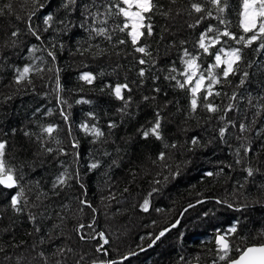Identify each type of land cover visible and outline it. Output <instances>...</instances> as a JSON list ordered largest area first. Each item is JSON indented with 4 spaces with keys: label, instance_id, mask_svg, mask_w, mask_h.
<instances>
[{
    "label": "trees",
    "instance_id": "obj_1",
    "mask_svg": "<svg viewBox=\"0 0 264 264\" xmlns=\"http://www.w3.org/2000/svg\"><path fill=\"white\" fill-rule=\"evenodd\" d=\"M43 2L46 7L37 9L31 21L42 37L37 40L27 23L33 10L31 0H0V8L11 4V11L0 13V139L7 141L6 159L22 175L20 186L25 193L20 204L23 210L16 212L11 198L18 189L0 186V247L5 250L0 252V264H56L57 260L74 264L81 256L80 264L119 259L122 256L110 254L109 244L105 245L107 256L96 250L103 243L98 236L88 239L105 230V209L115 215L116 221L132 226L124 255L138 252L136 257H144V264H213L214 260L226 264L219 260L216 229L223 231L235 221L239 226L235 236L229 237L231 242L241 248L264 243V231L258 233V223L249 224L246 217L249 209H264V110L254 116L256 109L248 103L252 99L255 105L264 104V54L254 51L256 44L243 51L245 61H254L251 68L245 63L240 65L250 73L247 82L238 86L240 77H229V82L222 81V86H217L222 95L212 98L223 109L230 102L228 96L233 91L238 93L234 115L231 111L226 116V120L236 122V127L229 126L221 138L219 129L225 126L218 119L221 113L213 115L203 108L192 112L188 90L176 87V81L168 78L169 69L175 68L176 79L183 82L179 74L184 70L183 49L196 55L198 37L210 24L223 30L224 26L213 18L189 27L203 15L191 9L192 3H201L216 16V10L206 0H160L162 11L168 15H153V35L142 38L141 43H147L152 54L148 59L155 60V64L146 65L138 63L142 54L135 52L127 34L118 30L122 17L113 15L106 25L85 19L83 5L99 4L100 0H77L67 10L61 7V0H52L50 5L48 0ZM228 5L224 18L231 22L229 30L239 37L241 0H228ZM49 13L54 14V20L44 31V17ZM61 20L70 21L72 26L60 24ZM89 26L107 27L111 40L96 35ZM13 31H18V36L13 37ZM119 40L127 43L121 45ZM33 46L39 50L32 51ZM237 46L232 41L225 45ZM49 52L54 53L55 60ZM199 62L206 68L212 57L202 55ZM25 66L42 71H31V83L26 80L17 85L15 77ZM141 68L146 69L144 77L138 75ZM84 73L96 77L93 84L80 79ZM124 83L131 88V93L124 91V101L105 87ZM145 96L149 99L145 100ZM157 113L162 138L152 134L144 138L142 132L155 124ZM253 119L252 130L240 133L239 124ZM49 125L55 127L51 136L43 132ZM85 125L100 129L103 137L97 139L85 131ZM194 136L199 137V145L191 144ZM73 143L78 147L74 148ZM249 145L251 151L245 152ZM44 148H52L53 152ZM161 152L170 168L163 167L157 159ZM92 164L98 166L91 168ZM177 167L180 175L173 177L170 173ZM248 168L253 169V175H248ZM208 172L213 175L207 176ZM65 173L71 178L54 188L57 178ZM145 199L149 200L147 212L141 208ZM81 200L91 207L81 204ZM197 200L204 203L198 204ZM189 204L195 207L188 208ZM204 209L213 213V227L184 231L186 215L194 213L193 218L199 221ZM135 216L142 221L135 222ZM93 220L92 227H87ZM177 220L179 224L171 228ZM80 224L85 227L78 232ZM166 227L171 228L167 234L177 233L180 248L161 260L151 251L164 237L153 247L148 245ZM61 248L65 249L64 255L54 256ZM69 248L70 253L66 251ZM230 256L237 253L233 251Z\"/></svg>",
    "mask_w": 264,
    "mask_h": 264
},
{
    "label": "snow or ice",
    "instance_id": "obj_2",
    "mask_svg": "<svg viewBox=\"0 0 264 264\" xmlns=\"http://www.w3.org/2000/svg\"><path fill=\"white\" fill-rule=\"evenodd\" d=\"M33 4V10L27 16L28 29L32 33L33 36L36 37L37 40H42V37L38 34L37 30L34 29L31 25V21L33 16L36 14L37 9H44L46 4L43 0H31ZM77 0H67V3H64L61 0V7L67 10L70 6L75 5ZM174 3L175 0H172ZM215 10L216 16L213 17V13L211 10L206 9L201 3H192L191 9L195 11V13H203L195 22L194 25H189V27L198 26L203 20L208 18H213L219 21L221 25H223V30H220L213 25H209L204 31H202L198 37L196 45L194 46L196 50V55H193L187 48L183 49L181 62L184 65V70L180 72V76L183 77V82L181 80L176 79V69H169V77L172 80L176 81V87L180 89H187L190 97V110L192 112H196L198 108H203L206 112L210 114L221 113L218 117L221 121L225 123L224 127L219 129V136L223 138L225 133L228 130V127H236V122L234 120H226V116L228 112H231L235 108V101H237L238 93L233 91L231 95L228 96L229 103L223 109L219 104L214 102V97H219L222 95L221 91L218 90L217 86H222V81L229 82V77L239 76V85L243 86L248 78L250 73L247 70H242L240 68L241 63H245L246 67H253L254 61L248 60L245 61V57L243 55L244 49L252 48L253 44H256L254 51L257 54H264V0H241V11L239 12V27L241 30V35L237 37V35L230 31L231 22L224 18V13L228 9V0H206ZM52 0H48V4L50 5ZM123 5V6H122ZM86 16L85 19L91 18L93 23L106 25L108 20L113 16H119L123 18V23L118 27L120 32L126 33L129 37V41L131 45L134 47V51L142 54L138 60V63L141 65H146L149 62L155 64V60L151 61L148 58H151L152 54L148 50L147 43H141L142 38L147 35L151 37L153 35V25L151 23L152 16L157 12H160L162 15H168L167 12L162 11V5L160 0H108L105 3V0H100L99 4L93 3L91 5H83ZM103 8V13L100 9ZM92 9H96L92 11ZM8 10L11 11V4L5 5L4 8H0V13ZM19 18V17H17ZM54 20V14L49 13L44 17L45 29L47 31L49 27H51V22ZM60 24L67 23L68 26H72L70 21H59ZM80 27H84V25H79ZM91 31H93L96 35L103 36L108 40H111V34L109 29L104 26L100 27H92ZM13 37L18 36V31H13L11 33ZM227 38V39H225ZM228 41L234 42L237 47H225ZM14 43V41H13ZM119 44L123 45L127 43L125 40H119ZM184 42L181 41V44ZM219 46V47H217ZM215 49V51H213ZM32 51H38L35 46L32 47ZM49 56L55 60V55L52 52L48 53ZM210 56L212 57V63H209L207 67H203L199 62L201 60V56ZM51 71V69H49ZM218 70L219 74H218ZM31 71H36L37 73L41 72L42 69L39 67H30L25 66L22 70H18V73L15 77V83L17 85L23 83L24 81H28L31 83V80L28 79L29 73ZM59 71L58 69L56 70ZM146 74V69L141 68L139 70L138 75L140 77H144ZM81 80L85 81L87 84H93L96 77L91 73H84L80 77ZM105 87L111 89V94L114 95L117 99L124 101L125 97L123 95L124 91L131 93V88L127 83L117 84L115 87L112 85H105ZM57 90L60 91L59 81L57 80ZM103 91V89H101ZM154 91L159 92V89H154ZM201 93H203V97L201 99ZM224 95H228V93H223ZM7 99H11V97H7ZM130 100L131 97L129 96ZM145 100H148L149 97L145 96ZM264 99V98H262ZM89 103V101H78V103ZM61 103H65L61 101ZM248 103L252 105L256 111L255 115H259L260 111L264 110V104L255 105L252 99L248 100ZM127 104V101H125ZM91 115V114H90ZM211 118V117H210ZM67 119V116H65ZM255 123L253 119L249 123L241 122L239 124L240 133H246L252 130L251 125ZM109 127H115L114 124H110ZM160 116L157 113V119L155 124L147 131L142 132V136L147 138L149 134H152L157 139H161L160 134ZM85 131L90 132L97 139L103 137L104 133L93 126L92 128H88L87 125L84 126ZM55 127L49 125L43 128V132L51 136L54 132ZM15 131V129H13ZM25 135H31L30 133L25 132ZM39 140V137H37ZM192 145H199V137H192L191 139ZM6 147L7 141L0 139V186H4L8 189L17 188L18 191L11 198V207L16 211L20 212L23 209L20 207L22 203V198L25 196L24 189L20 186V181L23 179L22 175H20L19 170L11 163L9 159H6ZM73 147H78L77 144L73 143ZM172 148H175L176 145H171ZM245 152L251 151V146L245 147ZM44 151L51 153L53 152L52 148H44ZM63 151L62 149L60 150ZM66 154V153H64ZM157 159L162 162V166L165 168H170V164L166 161V156L164 152H161ZM239 162V161H237ZM155 163V161H153ZM97 164L90 165L91 168L97 167ZM248 175H253V169H247ZM170 175L173 177L180 175V168L177 167L174 172H171ZM207 176H212V172L206 173ZM78 176V173H77ZM71 176L67 173L62 174L57 178L56 182L53 184V187L56 188L60 185L66 183L67 179H70ZM167 180V177H165ZM156 183H160V181H156ZM155 191V189L153 190ZM27 203L26 199L23 201ZM81 204H85L88 207H91L90 204L86 200H81ZM197 203H204L203 200H197ZM217 203H223L222 201H217ZM195 205L189 204L188 208H193ZM228 207H232V205H228ZM143 211H149V200L145 199L143 204L141 205ZM188 209H184L186 212ZM208 215V213H205ZM31 220H35V217L30 214L29 217ZM95 223L93 220L87 227L91 228ZM179 224V220L176 223L171 225V228H175ZM239 226V221H235L223 231L221 229H216V244L218 246V256L219 260L226 261V264H264V243H253L251 246H245L243 248L234 244L230 241L229 237L235 236L237 233ZM85 225L80 224L77 231L79 229H83ZM171 228H164L159 231L157 235L152 239L151 243L148 245L149 248L153 247L157 241H159L162 237L166 235L167 232L171 230ZM39 231V229H36ZM97 236L103 241V243L99 244V247L96 249L97 251H102L105 256L108 255V250L105 248V245L109 244V239L105 236L104 232H98L93 236L88 237V239H96ZM86 237L84 234L80 235V239L84 240ZM241 240L247 239L246 237H240ZM261 239H264V234L261 235ZM4 248L0 247V252H4ZM67 252H72V249H67ZM140 251H145V249L141 248ZM235 251L237 256L232 257L230 253ZM65 253V249H57L53 255L63 256ZM41 257L44 254L39 253ZM137 255L136 252H129L127 255L120 257L119 259H109V260H101L94 261L93 264H122V261H126L131 256ZM8 259L7 256L4 257ZM183 259V258H182ZM83 260V256L80 257V260L74 261V264H80V261ZM56 264H61L59 260L56 261ZM213 264H217V261H213Z\"/></svg>",
    "mask_w": 264,
    "mask_h": 264
},
{
    "label": "rangeland",
    "instance_id": "obj_3",
    "mask_svg": "<svg viewBox=\"0 0 264 264\" xmlns=\"http://www.w3.org/2000/svg\"><path fill=\"white\" fill-rule=\"evenodd\" d=\"M230 114L231 116H233L234 112L232 111ZM105 212L107 214L105 213L104 215H107L108 221L104 220L106 222V227L104 228L105 230L103 232L105 233V236L109 239L110 254L118 257L123 256L127 251L126 249L130 241L129 238L132 236L134 229L129 224V222H127L128 224L124 221L118 222L115 220V215L110 214V211L108 212L105 209ZM203 212L208 213L205 211V209ZM205 213H202L201 219L199 218V221L198 219L193 218L194 213H190L186 215L185 224L182 229L184 231H191L194 229L197 230L211 229L214 225L213 222L215 220V218L213 220L214 215L213 213L212 214L208 213V215H205ZM246 214H247L246 217L248 223L249 224L258 223V228L256 229V231L262 234V232L264 231V209L263 210L249 209L247 210ZM133 220L135 222L138 221L141 222L142 218L140 220V217L135 216ZM90 233L92 234V232ZM177 248H180L178 244L177 233L171 232L170 234L168 233L167 235H165L164 238L160 240L158 246L154 247L151 252L155 253L157 258H162L161 260H165L168 258L170 252ZM139 254L140 253L137 252V255ZM137 255L129 257V259L126 261H122V264H144V257H139V256L136 257Z\"/></svg>",
    "mask_w": 264,
    "mask_h": 264
},
{
    "label": "water",
    "instance_id": "obj_4",
    "mask_svg": "<svg viewBox=\"0 0 264 264\" xmlns=\"http://www.w3.org/2000/svg\"><path fill=\"white\" fill-rule=\"evenodd\" d=\"M4 187V186H3ZM4 188H6V187H4ZM6 189H8V188H6ZM14 188H12V189H9V190H13ZM251 246V245H250ZM193 264H200L199 262H195V263H193Z\"/></svg>",
    "mask_w": 264,
    "mask_h": 264
}]
</instances>
